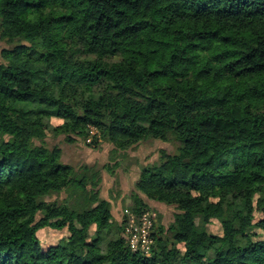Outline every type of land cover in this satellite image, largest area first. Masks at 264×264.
<instances>
[{"label":"trees","instance_id":"16d2710c","mask_svg":"<svg viewBox=\"0 0 264 264\" xmlns=\"http://www.w3.org/2000/svg\"><path fill=\"white\" fill-rule=\"evenodd\" d=\"M0 41V264H264V0H0ZM58 137L180 147L118 222Z\"/></svg>","mask_w":264,"mask_h":264},{"label":"rangeland","instance_id":"374dc122","mask_svg":"<svg viewBox=\"0 0 264 264\" xmlns=\"http://www.w3.org/2000/svg\"><path fill=\"white\" fill-rule=\"evenodd\" d=\"M9 47L8 44L0 41V53L3 49ZM56 123L58 122L56 121ZM46 144L51 148L54 146L61 148L65 164L71 165L77 170L87 166L101 172V198L111 201L113 215L118 222L123 220L125 210L132 205L131 196L135 191V183L142 170L147 166L159 164L163 156L162 152L175 154L180 147V143L173 138H170L168 142L148 140L126 152L114 151L112 145L101 140L97 145L92 144L91 140L68 144L64 137H58L48 139ZM66 200H70V204L73 206L83 203L78 193L69 194L64 192L59 196L48 199V201L59 203ZM146 202L150 208V213L153 214L154 221L161 223L165 229L173 221L174 215L179 213L175 208L148 200ZM258 218H260L259 215ZM196 222L200 224L201 220L197 218ZM208 231L212 234H220V224L214 221L208 226ZM256 233L259 235V239H264V231L258 230ZM91 234H95V228L91 230ZM60 237V233H42L43 247L47 248L56 244Z\"/></svg>","mask_w":264,"mask_h":264},{"label":"built area","instance_id":"2783aa9c","mask_svg":"<svg viewBox=\"0 0 264 264\" xmlns=\"http://www.w3.org/2000/svg\"><path fill=\"white\" fill-rule=\"evenodd\" d=\"M140 233H141L142 236H143L144 244L147 245L148 242H149L148 239L146 238L147 235H148V230H147V228H146V226H145V227L142 228L141 232H138V234L135 235V238L132 240V244H133L134 247H136V245H135L136 242H137V243L139 242V236H140Z\"/></svg>","mask_w":264,"mask_h":264}]
</instances>
